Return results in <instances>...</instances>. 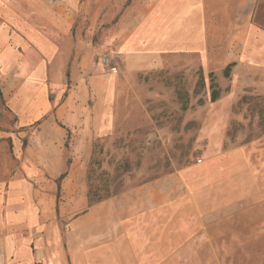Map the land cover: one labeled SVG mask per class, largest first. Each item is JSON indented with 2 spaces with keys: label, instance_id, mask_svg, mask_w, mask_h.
I'll return each instance as SVG.
<instances>
[{
  "label": "crops",
  "instance_id": "obj_1",
  "mask_svg": "<svg viewBox=\"0 0 264 264\" xmlns=\"http://www.w3.org/2000/svg\"><path fill=\"white\" fill-rule=\"evenodd\" d=\"M259 1L0 0V264H264V135L225 149L223 127L244 95H264ZM93 29L117 45V73L85 61ZM163 69L216 77L202 158L98 201L54 197L60 123L74 138L134 127L141 78ZM86 103L102 116L62 119L66 104ZM47 127L55 135L36 146Z\"/></svg>",
  "mask_w": 264,
  "mask_h": 264
},
{
  "label": "rangeland",
  "instance_id": "obj_2",
  "mask_svg": "<svg viewBox=\"0 0 264 264\" xmlns=\"http://www.w3.org/2000/svg\"><path fill=\"white\" fill-rule=\"evenodd\" d=\"M258 11L261 15L257 14L256 21L264 28V0L259 1ZM92 31L93 52L85 60L87 64L101 66L105 72H110V66L120 70L122 60L117 45L102 44L101 30ZM103 57L110 59L108 67L103 65ZM197 74L173 73L169 69L146 73L141 78L146 87L137 89L144 104H130L128 110L135 126L127 130L121 126L119 130L98 135L92 126V131L78 132L74 138L73 128L60 123L64 170L56 180L54 197L83 195L98 201L198 162L209 144L206 134L212 128L213 113L218 111L209 102L212 85H218L216 77H210L207 84V80ZM62 96L67 97L68 91ZM74 100L80 101L81 94H76ZM121 106L114 104L108 116H117ZM234 110L241 119L233 118L232 121V115L227 118L223 126L225 149L264 135V95L247 93ZM61 116L63 120L69 116L99 118L101 105L66 104ZM79 127L89 129V126ZM53 135L52 128L47 127L36 146L41 147L40 142ZM86 147L91 150L88 156H84ZM74 151L78 156L73 155ZM74 158L77 159V172L67 186L63 182ZM73 183L77 184L76 188L71 187Z\"/></svg>",
  "mask_w": 264,
  "mask_h": 264
},
{
  "label": "trees",
  "instance_id": "obj_3",
  "mask_svg": "<svg viewBox=\"0 0 264 264\" xmlns=\"http://www.w3.org/2000/svg\"><path fill=\"white\" fill-rule=\"evenodd\" d=\"M234 65H235V62H232V63H230V64L227 65V67L224 70L225 77H229L230 76L231 69H232V67ZM211 77H213V76L211 75ZM220 94H221L220 89H218L217 86H213L212 85V91H211L210 100L212 102L217 101L219 99V97H220Z\"/></svg>",
  "mask_w": 264,
  "mask_h": 264
},
{
  "label": "built area",
  "instance_id": "obj_4",
  "mask_svg": "<svg viewBox=\"0 0 264 264\" xmlns=\"http://www.w3.org/2000/svg\"><path fill=\"white\" fill-rule=\"evenodd\" d=\"M102 63H103L104 66L108 67L110 65V59L107 58V57H103L102 58ZM109 69H110V72H112V73H117V71H118V68L115 67V66H110Z\"/></svg>",
  "mask_w": 264,
  "mask_h": 264
}]
</instances>
